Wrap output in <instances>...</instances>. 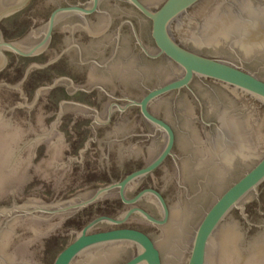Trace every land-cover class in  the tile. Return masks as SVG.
Listing matches in <instances>:
<instances>
[{
  "label": "water",
  "instance_id": "95a60500",
  "mask_svg": "<svg viewBox=\"0 0 264 264\" xmlns=\"http://www.w3.org/2000/svg\"><path fill=\"white\" fill-rule=\"evenodd\" d=\"M12 1L14 0H0V21L29 2L17 0L5 5ZM86 1L88 0H46L44 5L53 9L65 2ZM98 1L91 0L85 8L71 5L54 9L43 39L27 50L16 43L5 41L0 30V71L7 64L5 49L23 55L37 53L47 44L57 17L71 11L91 13L96 10ZM127 1L150 19L151 36L158 49L157 54H150L143 46L144 43L154 47L149 22L123 0H102L101 8L106 11V19L103 22L94 20L88 29L91 35L106 30L102 37L88 36L84 30L74 31L72 27L65 31L60 21L57 26L58 50L70 54L73 66L89 71L90 83L101 78L97 68H94L100 61L107 65V73L110 74L105 73L107 85L112 88L124 87L111 80L120 78V75L121 79L125 78L128 75L124 73L130 72V77L138 82V90L128 89L132 94L127 98L132 99L140 98L148 88L173 78L180 72L178 67L166 60L146 58L145 52L150 56L165 55L183 73L181 77L149 90L140 100L130 101L131 104L138 105L143 117L164 135L140 116L138 108L129 109L125 114L126 119L120 124L117 122L112 125V129H104L106 133L103 135L123 137L132 136L136 132L135 134L141 133L142 136L153 135L159 138L152 147L144 138L136 137L125 141L107 140L100 144L104 156L115 151L122 162L134 157L147 162L162 147L164 136L165 144L145 167L133 171L118 183L99 188L87 202L97 199L115 186L121 188L123 195L128 183L151 172L168 155L175 157L172 153L175 140L173 129L148 109L155 98L170 90L189 86L192 78L197 76L222 83L264 103V80L259 78L264 79V0H207L188 15L184 13L201 0H164L163 3V0H142L151 8L140 0ZM242 10L247 15H240ZM127 19L135 23L137 37L128 24L122 26ZM240 19L244 22L253 20L243 24ZM121 26V38L115 40L118 27ZM174 35L192 49L220 56L236 64L192 51L177 42ZM33 40V37L27 38L25 45H30ZM73 40H78L84 46L85 53L91 60L90 67L82 66L79 59L74 57V51H67V46ZM115 47L119 51L112 56ZM47 53L54 55L50 51ZM22 80L16 84L0 81V264H40L39 256L45 239L55 228L61 233L63 218L74 212L65 210L75 207L59 205L66 199L43 202L30 197L21 204L15 201L30 166H36L55 186L61 185V177L69 168L70 161L60 160L66 144L53 139L59 135L56 120L59 121L60 115L66 113L82 114L69 104L62 105L61 101V114L50 126L46 125L44 115L36 123L31 122L30 109L44 94H37L36 91L32 101L26 103ZM213 88L214 98L205 90L201 93L208 106L214 105V111L208 107L206 115L208 119L215 118L219 125H223L222 134L218 128L206 127L198 120V106L195 107L192 103L183 102L173 106L167 97H162L152 105V110L170 121L176 131L179 192L177 200L169 204L175 233L164 236L158 230L150 233L161 249L164 264H264V107L260 109L253 102L238 100L221 86ZM107 103L108 97L105 96L104 114ZM115 116L118 117L117 112ZM54 123L57 124L54 126ZM73 160L79 159L74 157ZM145 193L153 194L162 203L165 210L162 220L154 218L141 208L131 209L121 220L97 217L79 233H68L77 235L58 253L53 264H115L123 260L126 254L118 253L112 258L101 257V248L122 243H132L137 248V253L124 264H162L157 246L140 230L117 228L92 231L101 221L121 223L133 211L140 212L153 223L165 222L167 208L158 191L143 190L134 200ZM51 206L57 207L52 210ZM150 209L158 212L154 206ZM13 211L25 215L12 220L3 218L2 215H12ZM42 211L65 212L57 214V225H53L54 222H46L41 218L47 215ZM35 218L41 220H34ZM59 218L62 219L60 222ZM177 236L184 238L178 241ZM185 244L188 248L183 253Z\"/></svg>",
  "mask_w": 264,
  "mask_h": 264
},
{
  "label": "flooded vegetation",
  "instance_id": "af4514ba",
  "mask_svg": "<svg viewBox=\"0 0 264 264\" xmlns=\"http://www.w3.org/2000/svg\"><path fill=\"white\" fill-rule=\"evenodd\" d=\"M16 1L17 0H14L8 4H5V5L12 4ZM90 1L91 0H88V1L83 2V3H81V2L61 3L59 5H56L52 9V11L58 7H66V6H71V5H75V6L85 8V7H88V4ZM123 1H125L126 3L131 5L135 10H137L149 22V24H150V36H151V21H150V19L147 18L145 15H143L135 6H133L127 0H123ZM140 1L143 4H145L146 6H148L142 0H140ZM206 1L207 0L199 1L195 6H193L186 13H184V15L185 14L188 15L193 9L198 8L200 5L204 4ZM101 2H102V0L98 1V6H97L96 10L91 12V13H81L78 11H71L69 13H65V14H62L59 17H57L55 24L52 28L51 35L49 37L47 44L40 51H38L35 54L23 55V54L15 52V51L5 49L4 52L7 56V64L0 71V74L2 75V74L7 73L6 67L10 63L9 54H14L18 59H22V60L23 59H26V60L32 59L34 61H32L31 65L28 66L27 70L25 71L26 72L25 76L23 77V80H22L24 82V85L30 87V88L25 89V91H27V90L31 91L32 89H34V91H37V94L43 93L47 96L48 95L54 96V95H58V94L62 93V95H64L63 97L66 98L65 100L62 101L63 102L62 105L69 104V105H71V107L77 108V109H79L80 112H82V114L81 113L72 114L73 116H71V119L70 118L67 119L66 122L70 123L69 130L60 131V132L57 131L59 133V135H56L53 137V139L55 141H57V142L59 141L61 143L66 144V150H67L66 154L68 156L67 158H68V161H70L69 164L71 166H73V164L75 162V160H73V158L76 156L79 157L77 164L81 168L80 170L82 173L80 175H73L71 180H69L70 182L66 186L67 192L69 193V197H68V199H66L65 202H63L59 205H63V206L75 205V207L68 209V210H65V211L73 210L74 211L73 213L76 215L75 217H77L76 220L81 219V217L83 219V215H84L83 211H86L90 207H93L94 212L93 211H92V213L90 212L91 215L93 214L91 216L92 218L90 220H85V219L82 220V223H84L82 228L84 226H86L91 220H93L97 217H100V216L101 217L102 216L109 217V218L114 219V220H121L133 208H141V209L145 210L146 212H148L154 218L162 220L164 218V215H165V210H164L162 203L157 199L156 196H154L151 193H145L141 197H139L137 200H134L135 197L140 192H142L143 190H146V189H155L156 191H158L162 195V197L164 198L166 208H167V213H168L167 219L165 220V222L159 223V224L153 223L152 221L148 220L145 216H143L140 212L133 211L121 223H115L113 221L112 222L111 221H101V223L97 224L93 228L92 231H106V230L117 229V228H131V229L140 230V231L144 232L145 234H147L152 239V241L155 243V245L157 246V248L160 252L162 264H164L161 249L158 246L154 236L148 230L143 228V226L138 225V221H137V219H139L141 221V223H143L145 225L152 226L154 229L158 230L159 232H162V236H164V234L175 233V227H173V225L171 224V209H170L168 199L164 195L163 191L155 184L154 180L156 178L155 176H157L156 174H158V171H160V170L163 171V170H166L170 167L168 162L172 161V163L175 167H177V165L179 164L178 157H176V154H175V147L177 144V136H176L175 128L172 125V123L170 121H168L167 119L160 117L159 115H157L152 110L153 103L162 97L163 98L167 97L168 102L170 104H172L173 106L181 105V104H183V102H189V104L192 103L195 107L198 106V111H197L198 112L197 113L198 114V117H197L198 120L203 125H205L206 127H216V129L218 128V131L221 134H222L223 125H219L218 121L215 118H209L208 119V117L206 115V113L208 112V107H211L212 111H214V108H213L214 105L208 106V102L206 101L205 96L202 95L201 91L205 90V91L209 92L212 95V97L214 98L215 97V92H214L215 88H213V86H221V87H223V89L227 90L229 93L236 96V98L238 100L244 101L245 103L249 102V101L253 102L260 109L264 107V103L255 99L254 97L250 96L249 94L242 93L240 91H235L231 87H227L222 83L213 81L209 78L197 77V76L192 78V80L189 83V86H184V87H181L179 89L170 90V91L164 93L163 95L155 98L149 104L148 109L152 114H154L155 116H157V117L163 119L165 122H167L171 126V128L173 129L174 135H175V140H174V144L172 147V153L175 157L168 155L163 160V162L159 166H157L155 169H153L151 172H149L143 176H140V177L136 178L135 180L131 181L130 183H128L123 190V195L121 193V188L119 186H115V187L108 189L106 192H104L97 199H95L91 202H87V201H89V199H91L94 196V194L96 193V191L99 188L118 183L122 179H124L128 174L132 173L135 170L143 168L148 163H150L163 149L164 144H165V136H164L163 145L160 148V150L155 155H153L152 158H150L147 162L143 163L141 166H136L134 168L128 169L127 172L123 176L116 174V168L119 171H121V169L119 167L109 165L107 170L105 168H103V169L101 168V170H99V172L101 174L104 173V175H105V173H106L109 175H117V176H113V177H110L108 179H102V180L88 177L89 173H91V172H90V169L87 168L86 155L88 154V150L90 149V145L102 144V143L106 142L107 140L108 141L109 140L110 141H116V140H124L125 141V140H129V139L132 140L133 138L136 137V138H144L145 142H147L152 147L159 140V138H157L156 136H153V135L142 136L141 133L135 134L136 132L132 133V134H134L132 136H123V137H119V136H115V135H103L106 133V131L104 129L105 128L106 129H108V128L112 129L113 128L112 125L116 124L117 122L120 124L121 121L126 119L125 114L131 108H138L140 116L149 125H151L153 128H155L151 123H149L143 117V115L140 111V107L138 105L131 104L130 101L131 100H140L145 94H147L149 92V90H151L157 86L163 85V84H165L171 80L179 78L182 76V73H183L181 68L175 62H173L168 57H166L165 55L162 54L159 56H150L145 52L144 56L146 58L166 60L167 62L178 67L180 69V72L176 76H174L173 78L167 79V80L157 84L156 86H154L152 88H148L142 94V96L140 98L132 99V98H127L128 95L132 94L131 92L128 91V89L130 91L138 90V82L135 79H133V77H130V74H129L130 72L124 73V74L128 75L125 78L121 79V75H120V78H116V79L111 80V81H113V82H115L121 86L124 85V87H120L119 89L112 88L109 85H107L108 80H106V75H105V73H107V65L104 63H101V61L99 62V64H97V66L94 67L95 69L97 68L98 72L101 75V78L98 77L97 79L93 80L92 83H90V84L83 83V82H81V80L78 77L74 76L73 74L66 72L65 69L59 65L60 63L63 62L65 53L61 50L59 51L57 48V43L59 40V35H58L59 32L57 31L58 23L60 21L63 23L65 31H67L66 28L68 29L69 27H72L74 31H76L77 29H80L81 31L84 30V32L88 36L90 35V36L96 38V37H100V35H101V37H102V35H104V32H106V30H103L100 34L98 33L97 35H91V33L88 31L89 26L92 24V22L94 20L95 21L101 20V22H103L106 19V11L102 10ZM163 2H164V0L162 1V3ZM233 4L236 5V3H234V2H233ZM148 7L151 8L150 6H148ZM234 9H230V10L234 11ZM18 11H20V10H18ZM52 11L50 12L48 19L46 21L45 20H39V21L34 20L33 25H35V28H32L30 30V32L28 33V35H26V37H23L20 41L6 40L5 36H4V29L2 28L4 20L11 17L17 11L8 15V16H5L0 21V30H1L3 39L5 41L18 44L23 50L29 49L30 47L39 43L43 39V37L45 35L47 23H48V20H49V17L51 15ZM235 14L237 15L236 12H235ZM239 14L244 15V16L247 15V14L243 13V10L240 11ZM242 19H245V18H242ZM242 19H240V20H242ZM252 20L253 19L245 20V22L242 20L243 21L242 23L246 24ZM23 21H25V20H23ZM23 21L18 22V23H20L23 26L25 24V23H22ZM123 22L124 23L122 24V26L125 24H128L130 26L131 31L134 34V36L137 37L138 31L136 29L135 23L132 22V20L130 21L129 19H127ZM122 26L118 27V33H117V37L115 38V40L116 39L120 40V38H121L120 31L122 29ZM74 31H72V34ZM262 34H263V32H261L260 36H262ZM31 37L34 38L32 43L30 45H25V41L27 40V38H31ZM174 37H175V35H174ZM151 39H152L154 47H149V46L145 45L142 42V39H140V41L143 43V46H145V48L147 49V51L150 54L155 55V54H157L158 49L155 45V42H154L152 36H151ZM175 39L181 45L185 46L186 48H188L192 51L198 52V53L206 55V56H211V57H215V58L225 60L224 58H222L220 56L206 54L200 50L192 49V48L186 46L184 43H182L176 37H175ZM263 47H264V45H263ZM67 48H68L67 51L72 50L76 53L74 55V57L79 59V61L82 63V66L90 67L89 64L91 63V60L88 57V55H86V53H85L86 50H85L84 46L78 40L71 41V43L67 46ZM49 51L51 53H54V55L53 56L52 55H46V53ZM118 51H119V48L115 47L114 53L112 54V56L116 55V53ZM40 54H43L42 59H41V57L38 56ZM40 61L45 62V63H39ZM225 61L231 62L230 60H227V59ZM231 63H234V62H231ZM54 64L56 66H54ZM234 64H236V63H234ZM31 69H33V71L35 70L32 74H30ZM243 69H245V68H243ZM245 70H247V69H245ZM247 71H249V70H247ZM16 72H18V71H15L12 74L15 75ZM249 72H251V71H249ZM251 73H253V72H251ZM107 74L110 75L109 73H107ZM253 74H255V73H253ZM255 75L257 77H259L257 74H255ZM117 76H119V75H117ZM110 77H112V76H110ZM259 78L264 80L261 77H259ZM49 80H52V84H50V85L48 84ZM103 96L108 97V103L106 104V114L103 113V109H104L103 105L104 104L101 103ZM164 99H166V98H164ZM52 102H54V100L52 99V97H49V102H47V104L49 106H51ZM60 111L59 112L57 111L58 115L61 114ZM116 112L118 113V117L115 116ZM63 117L64 116L60 115L59 121H58V119L56 120L58 123V126L59 125L61 126V124L64 123ZM88 119H89V121L87 122ZM57 123H54V126ZM156 130L160 131L159 129H156ZM160 132L163 133L162 131H160ZM163 135H164V133H163ZM79 144H83L84 146L80 151L75 152L74 150L76 148V145H79ZM93 160H95V159H93ZM93 172L95 173V170H93ZM241 175H243V173ZM78 176H80V177H78ZM85 202H87V203H85ZM59 205H57V206H59ZM57 206H51L50 208L52 210H55ZM151 206H154L158 210V212H156V213L153 212L150 209ZM30 209H31V207H30ZM65 211H61V212H57V213L56 212L54 213V212L42 211L43 213H46L47 215L45 217L41 216V218L43 217L44 221L54 222L53 225H57V221H56L57 217H58L57 214L64 213ZM22 214L23 213L13 211L12 215H2V216L5 220L6 219L12 220V219H15L16 217L23 218ZM23 215H25V214H23ZM0 217H1V215H0ZM87 217H89V215H87ZM41 218H39V219L35 218L34 220H36V219L41 220ZM66 218H63V220H65ZM60 220H62V219L59 218L58 221L60 222ZM183 238H184L183 236H181V239L179 236L176 237V239L178 241H181ZM187 248H188V246L186 244L183 245V250H184L183 253H185L187 251ZM118 253H125L126 257L123 260H121L115 264H124L125 262L130 260L137 253V248H136L135 244H132V243L114 244V245L105 246V247L101 248V257L106 256L107 258H109V257L112 258V256H115ZM111 258L109 260H111Z\"/></svg>",
  "mask_w": 264,
  "mask_h": 264
},
{
  "label": "rangeland",
  "instance_id": "374dc122",
  "mask_svg": "<svg viewBox=\"0 0 264 264\" xmlns=\"http://www.w3.org/2000/svg\"><path fill=\"white\" fill-rule=\"evenodd\" d=\"M45 1L46 0H29V2L23 8H21L20 11H17L11 17L5 19L2 25V28L4 29L5 39L9 41H16L18 39H21L32 28H35V25H33L34 20L46 21L50 12L52 11V8L46 7L44 5ZM21 21H23L22 23H25L23 26L18 23ZM46 55L49 54L46 53ZM38 56L42 59L43 54H40ZM9 59L10 63L6 67L7 73L2 75L0 74V81H6L11 84H16L20 80H22L25 75L26 68L31 65L32 61L34 60L18 59L14 54H9ZM39 63L45 62L40 61ZM59 65L62 66L66 72L78 77L81 82L86 84L90 83L89 71L87 69H79L73 66L70 54H64L63 62ZM54 66L56 65L54 64ZM15 71H18L19 73L16 72L15 75L12 74ZM34 71H30V74H32ZM48 84H52V80H49ZM21 86L24 92V96L27 97L26 103H30L34 98L36 91H34V89H32L31 91H25V89L30 87L24 85V82H22ZM63 96L64 95H62V93L54 96H47L44 94L42 97L38 98V100L30 109L31 122L36 123L37 119L41 115H44L46 125L50 126L52 122L58 117L57 113L60 111L61 101L66 99ZM49 97H52V99L54 100V102L51 103V106L47 104V102H49ZM101 103L104 104V107L105 96H103ZM72 114L78 113H66L61 115L64 116V123L61 124V126L59 125L60 127L57 124L56 129L59 131L69 130L70 123L66 121L69 118L71 119V116H73ZM88 121L89 119L87 120V122ZM83 146V144L76 145L74 151H80ZM66 152L67 150L65 149L61 154L60 160L62 162H68V156ZM75 158L79 159L78 156H76ZM77 162L78 160H75L73 166L70 165L69 168L64 172L61 177V185L58 187L55 186L52 180L45 176L36 166H30L27 169V177L25 183L17 192L15 201L17 202V204H21L23 201L30 197L40 199L43 202H55L68 199L69 193L67 192L66 186L70 182L69 180H71L73 175H80L82 173L80 170L81 168L78 166ZM145 162L146 161L140 157L130 158L122 162L115 151H112L108 155L104 156L100 150V144L90 145V149L88 150V154L86 155L87 168H89L91 172L89 173L88 177L101 180L108 179L117 175L123 176L128 169L134 168L136 166H141ZM168 163L170 167L166 170L158 171V174H156L157 176H155L156 178L154 182L163 191L164 195L168 199L169 204H173L178 198L179 172L178 168L173 165L172 161ZM109 165L119 167L121 171L116 168L117 175H109L106 173L104 175V173L101 174L99 172L101 168H105L107 170ZM93 170H95V173L93 172ZM93 210L94 208L90 207L86 211H83V219L81 217V219L79 220H76L77 217H75L76 215L74 213L69 214L61 224L60 229L61 233L63 234L60 233V230L58 228L53 229L44 241L43 249L39 256V263L53 264L58 253L66 245L72 242L77 235L76 233H68H79L82 226L84 225V223H82V220H90L92 218L91 216L93 215H91ZM87 215H89V217H87ZM137 221L138 225L143 226V228H145L149 232L157 231L152 226L141 223L139 219H137Z\"/></svg>",
  "mask_w": 264,
  "mask_h": 264
}]
</instances>
